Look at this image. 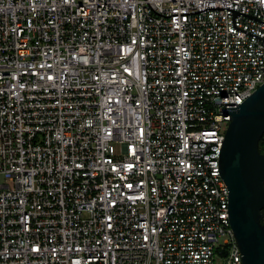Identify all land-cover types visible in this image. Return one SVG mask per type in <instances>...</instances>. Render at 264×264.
I'll return each instance as SVG.
<instances>
[{
    "label": "built area",
    "instance_id": "built-area-1",
    "mask_svg": "<svg viewBox=\"0 0 264 264\" xmlns=\"http://www.w3.org/2000/svg\"><path fill=\"white\" fill-rule=\"evenodd\" d=\"M211 7L264 23V0H0V264H241L218 156L264 41L188 14Z\"/></svg>",
    "mask_w": 264,
    "mask_h": 264
},
{
    "label": "water",
    "instance_id": "water-1",
    "mask_svg": "<svg viewBox=\"0 0 264 264\" xmlns=\"http://www.w3.org/2000/svg\"><path fill=\"white\" fill-rule=\"evenodd\" d=\"M205 10L231 11L235 29L264 41L234 26L238 15L264 24L251 15L226 7L204 8L188 14ZM178 15L186 14L171 16ZM225 116H229L230 121L218 156V171L228 192L229 224L240 252L241 264H264V153L259 150L264 134V83L238 107L227 108Z\"/></svg>",
    "mask_w": 264,
    "mask_h": 264
},
{
    "label": "rangeland",
    "instance_id": "rangeland-1",
    "mask_svg": "<svg viewBox=\"0 0 264 264\" xmlns=\"http://www.w3.org/2000/svg\"><path fill=\"white\" fill-rule=\"evenodd\" d=\"M227 128V124H224V130ZM6 181L3 177H0V184ZM223 259L216 257L215 264H223Z\"/></svg>",
    "mask_w": 264,
    "mask_h": 264
},
{
    "label": "trees",
    "instance_id": "trees-1",
    "mask_svg": "<svg viewBox=\"0 0 264 264\" xmlns=\"http://www.w3.org/2000/svg\"><path fill=\"white\" fill-rule=\"evenodd\" d=\"M259 150L261 153H264V134L259 142ZM264 219V214L262 213V221Z\"/></svg>",
    "mask_w": 264,
    "mask_h": 264
}]
</instances>
